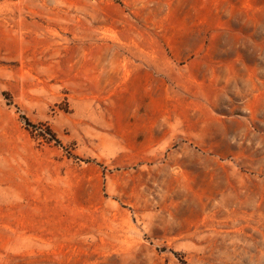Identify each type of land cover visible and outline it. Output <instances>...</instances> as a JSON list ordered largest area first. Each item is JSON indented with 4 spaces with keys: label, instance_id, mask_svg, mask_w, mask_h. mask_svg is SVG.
<instances>
[{
    "label": "rangeland",
    "instance_id": "obj_1",
    "mask_svg": "<svg viewBox=\"0 0 264 264\" xmlns=\"http://www.w3.org/2000/svg\"><path fill=\"white\" fill-rule=\"evenodd\" d=\"M0 264H264V0H0Z\"/></svg>",
    "mask_w": 264,
    "mask_h": 264
},
{
    "label": "trees",
    "instance_id": "obj_2",
    "mask_svg": "<svg viewBox=\"0 0 264 264\" xmlns=\"http://www.w3.org/2000/svg\"><path fill=\"white\" fill-rule=\"evenodd\" d=\"M54 136V135H53ZM53 138H55V137H53ZM55 140H57V139H55Z\"/></svg>",
    "mask_w": 264,
    "mask_h": 264
}]
</instances>
